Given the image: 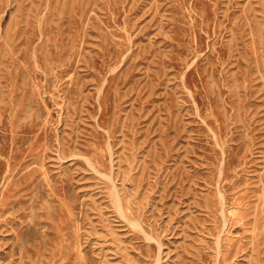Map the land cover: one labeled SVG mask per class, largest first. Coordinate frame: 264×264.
<instances>
[{
    "label": "rangeland",
    "instance_id": "374dc122",
    "mask_svg": "<svg viewBox=\"0 0 264 264\" xmlns=\"http://www.w3.org/2000/svg\"><path fill=\"white\" fill-rule=\"evenodd\" d=\"M0 264H264V0H0Z\"/></svg>",
    "mask_w": 264,
    "mask_h": 264
}]
</instances>
